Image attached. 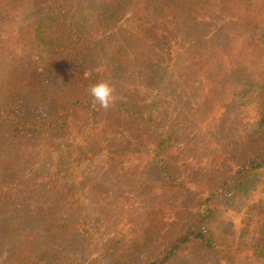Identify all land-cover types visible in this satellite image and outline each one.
<instances>
[{
	"label": "trees",
	"instance_id": "trees-1",
	"mask_svg": "<svg viewBox=\"0 0 264 264\" xmlns=\"http://www.w3.org/2000/svg\"><path fill=\"white\" fill-rule=\"evenodd\" d=\"M263 51L264 0H0V264H93L103 232L102 264H191L193 247L264 264V223L249 245L224 225L264 170ZM100 81L123 97L109 110Z\"/></svg>",
	"mask_w": 264,
	"mask_h": 264
},
{
	"label": "rangeland",
	"instance_id": "rangeland-1",
	"mask_svg": "<svg viewBox=\"0 0 264 264\" xmlns=\"http://www.w3.org/2000/svg\"><path fill=\"white\" fill-rule=\"evenodd\" d=\"M130 43L129 37H122L117 36L114 39V44L125 46ZM261 61V63H264V51L259 52L252 62ZM247 108V111L245 113L248 115L250 111H252L253 106L248 105L245 106ZM244 115L247 118V115ZM211 128H208L210 130ZM222 129L218 126L216 127L215 134L217 136V140L215 137H213V141L210 144L209 150H217L219 151L225 143H227V138H224L225 132L221 131ZM243 131V130H242ZM229 133V132H227ZM212 134V132H211ZM213 135V134H212ZM203 136V135H202ZM219 136V137H218ZM239 136L237 133H233L230 137L236 138ZM221 138V139H220ZM208 141V140H207ZM193 167H197L196 165H193ZM196 170L191 171V173L184 174L182 173V181L186 186L190 188H194V190L197 193L204 194L203 189H208V186H202L203 183H205V177L203 176H197V178H194L196 176ZM242 183L244 186L249 188L250 194L249 198L246 201V206L241 210V212L237 213L236 217L235 214H228L225 220L224 225H227L230 227L231 234H235L237 238L245 237L247 244L253 243V239L256 238L258 235V231L263 227L264 223V170H259L254 172L253 174L248 175L246 178L243 179ZM206 184V183H205ZM207 185V184H206ZM131 207L129 205H125V208ZM190 211L192 212L191 215L183 216V218L189 219L190 217H194L193 214H196L200 209H197L196 207H189ZM244 212V214H243ZM248 212V214L246 213ZM104 228V227H103ZM109 233H101L100 235L96 236L95 238L88 240L85 242L83 246L84 255L82 256L83 261L88 258L87 261L93 262V264H102V261L99 259L97 260L95 258L96 255H94L95 251V245H101V243L108 237ZM186 257L190 260L191 264H208L209 262L206 260H203L201 257V250L197 249L196 247L191 248L190 250H186ZM238 255V254H237ZM240 258H243L244 261H239L238 264H250L251 260L250 258L254 259L253 251L251 249H248L241 253Z\"/></svg>",
	"mask_w": 264,
	"mask_h": 264
},
{
	"label": "clouds",
	"instance_id": "clouds-1",
	"mask_svg": "<svg viewBox=\"0 0 264 264\" xmlns=\"http://www.w3.org/2000/svg\"><path fill=\"white\" fill-rule=\"evenodd\" d=\"M88 92L93 98V107L98 105L99 108L104 110H109L117 101L123 99L122 96L116 94L115 86L107 81H100L90 85Z\"/></svg>",
	"mask_w": 264,
	"mask_h": 264
}]
</instances>
